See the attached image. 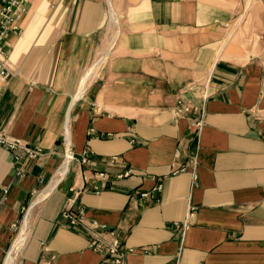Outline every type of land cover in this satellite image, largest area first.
Listing matches in <instances>:
<instances>
[{
    "label": "crops",
    "instance_id": "obj_1",
    "mask_svg": "<svg viewBox=\"0 0 264 264\" xmlns=\"http://www.w3.org/2000/svg\"><path fill=\"white\" fill-rule=\"evenodd\" d=\"M112 2L109 55L107 0H28L8 40L0 135L42 155L0 146V264L30 210L14 264L104 263L67 208L117 228L126 264H264V0Z\"/></svg>",
    "mask_w": 264,
    "mask_h": 264
},
{
    "label": "built area",
    "instance_id": "obj_2",
    "mask_svg": "<svg viewBox=\"0 0 264 264\" xmlns=\"http://www.w3.org/2000/svg\"><path fill=\"white\" fill-rule=\"evenodd\" d=\"M27 1L28 0H0V95L2 93V85L12 76V70L7 65V43L13 35L21 31V21H19V19L27 11ZM190 90L193 91L192 88H190ZM209 97L210 94L208 90L205 89L201 94V102L199 103H191L190 101L187 102L179 98L176 108L177 116L193 111L203 114ZM195 126L201 129L203 127V122L199 121ZM2 145L6 146L11 151L18 152V160L23 158L24 155L35 159L42 155V151L39 147H33L28 141L13 139L4 134L0 135V146ZM114 159L115 158H113V160ZM71 160H74V157H72ZM82 162L85 164L88 163L87 158L84 157ZM131 174L132 171L128 170L117 176V179L121 180V178L129 177ZM98 176L102 180L106 178L104 173H99ZM161 189L162 185H159L152 191H159ZM94 190L96 193L100 192L99 187H95ZM141 195L142 197L149 196L148 194ZM195 210V208L191 207L189 211L188 216L191 220L194 217ZM62 217L67 220L70 227H79L84 230L91 241L89 244L90 250L104 256V263L102 264H126L127 254L132 253L133 249L122 250V242L118 238L117 228L103 225L96 220H87L82 209H79L77 213H73L70 208H67L63 211ZM190 226L191 223L189 219L182 222V224H175L176 229L183 227L185 231L188 230ZM16 227V225H13V228Z\"/></svg>",
    "mask_w": 264,
    "mask_h": 264
},
{
    "label": "bare ground",
    "instance_id": "obj_3",
    "mask_svg": "<svg viewBox=\"0 0 264 264\" xmlns=\"http://www.w3.org/2000/svg\"><path fill=\"white\" fill-rule=\"evenodd\" d=\"M111 10V9H110ZM113 14V13H112ZM116 17V16H115ZM117 18V17H116ZM117 21V20H116ZM118 22V21H117ZM115 23V22H114ZM116 25V24H115ZM117 28V27H116ZM117 33V32H116ZM114 42H112V44H113ZM111 51V50H110ZM110 51H109V49H108V54L110 53ZM108 54H105V55H108ZM93 71L91 70V71H89L88 72V74L86 75V78L88 79V76L92 73ZM86 79V80H87ZM87 86H88V81H85L84 80V82H83V84H82V87H81V89H80V94L79 95H77L76 97H75V100L78 98V97H81L83 94H84V91L87 89ZM69 140H71V139H69ZM69 158V157H68ZM67 158V159H68ZM69 162H70V160H69ZM67 166H68V164L67 163H65L63 166H62V170H61V173H60V178H59V180L62 178V176H63V174L65 173V172H67ZM41 200H43L42 198H38V200L37 201H35L34 202V204H33V207H35L36 205H37V203L38 202H40ZM31 211L32 210H30L28 213V215L26 216V218H25V220L23 221V223H22V226H21V231H20V233H19V236H18V238H17V240H16V244L14 245V247H13V249L11 250V252H10V254H9V256L7 257L8 258V260H7V262H6V264H14V259L15 258H13L14 257V255L18 252V250L20 249V247H21V245H22V241L24 240V238H28V236H29V234H30V222H31V215H32V213H31Z\"/></svg>",
    "mask_w": 264,
    "mask_h": 264
},
{
    "label": "rangeland",
    "instance_id": "obj_4",
    "mask_svg": "<svg viewBox=\"0 0 264 264\" xmlns=\"http://www.w3.org/2000/svg\"><path fill=\"white\" fill-rule=\"evenodd\" d=\"M248 2V4H249V2L251 1V0H247ZM107 3H109V12H110V18H111V24H113L114 26H116L117 27V33H116V27H114L113 25L112 26H110V30H111V36L108 38V40L106 41V43H107V46L105 47L106 49H108L109 48V51L111 50L112 51V49H113V47H114V45L116 44V42H117V39H118V37H119V35H120V33H119V26H120V20H119V18H118V11H117V9L115 8V6H114V3L112 4L111 3V0H107ZM114 6V7H113ZM111 9V10H110ZM113 13V14H112ZM117 18H116V17ZM118 22H117V21ZM115 22V23H114ZM116 24V25H115ZM234 32H229V36H228V38L224 41V45H223V47L222 48H224V46L227 44V42H228V39H230L231 37H232V34H233ZM112 42H114L113 44H112ZM238 46H240L239 44H238ZM242 46V45H241ZM245 47V46H244ZM111 51H110V53H111ZM109 53V54H110ZM108 54V55H109ZM92 85V84H91Z\"/></svg>",
    "mask_w": 264,
    "mask_h": 264
}]
</instances>
